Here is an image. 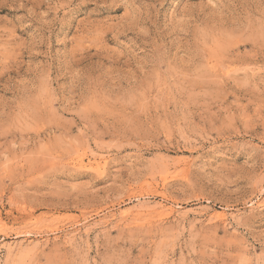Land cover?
Segmentation results:
<instances>
[{
  "label": "rangeland",
  "instance_id": "1",
  "mask_svg": "<svg viewBox=\"0 0 264 264\" xmlns=\"http://www.w3.org/2000/svg\"><path fill=\"white\" fill-rule=\"evenodd\" d=\"M0 264H264V0H0Z\"/></svg>",
  "mask_w": 264,
  "mask_h": 264
},
{
  "label": "bare ground",
  "instance_id": "2",
  "mask_svg": "<svg viewBox=\"0 0 264 264\" xmlns=\"http://www.w3.org/2000/svg\"><path fill=\"white\" fill-rule=\"evenodd\" d=\"M89 159H90V158H89ZM96 161H97V159H96ZM96 161H94L95 164L98 163V162L96 163ZM98 161H99V160H98ZM99 162H100V161H99ZM100 163H101V162H100ZM76 164H77V163H76ZM91 165H92V164H91ZM98 165H99V164H98ZM101 165H102V164H100V167H101ZM96 167H97V166H96ZM163 207H164V206H162L161 208L163 209ZM170 207H171V206H170ZM169 209H170V208H169ZM173 209H174V208H173ZM173 209H170V210L172 211ZM165 210H167V209H165ZM162 211H164V209H163ZM171 211H169V212L172 213ZM128 212H129V211H127V213H128ZM138 213H139V212H138ZM125 214H126V213H125ZM125 214H124V216H126ZM225 214H226V213H225ZM163 215H164V214H163ZM158 216H159V214L157 215V217H158ZM217 216H218V215H217ZM159 217H160V216H159ZM219 217H220V216H219Z\"/></svg>",
  "mask_w": 264,
  "mask_h": 264
}]
</instances>
